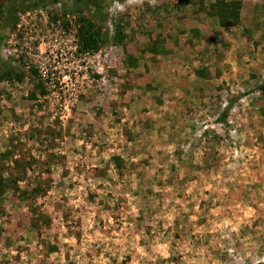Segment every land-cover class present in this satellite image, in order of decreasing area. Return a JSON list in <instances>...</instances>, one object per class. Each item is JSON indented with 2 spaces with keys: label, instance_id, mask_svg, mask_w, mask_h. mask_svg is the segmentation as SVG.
I'll use <instances>...</instances> for the list:
<instances>
[{
  "label": "rangeland",
  "instance_id": "obj_1",
  "mask_svg": "<svg viewBox=\"0 0 264 264\" xmlns=\"http://www.w3.org/2000/svg\"><path fill=\"white\" fill-rule=\"evenodd\" d=\"M81 24L104 39L77 59ZM250 50L264 0H0V264L263 261L260 102L221 121L187 78Z\"/></svg>",
  "mask_w": 264,
  "mask_h": 264
},
{
  "label": "crops",
  "instance_id": "obj_2",
  "mask_svg": "<svg viewBox=\"0 0 264 264\" xmlns=\"http://www.w3.org/2000/svg\"><path fill=\"white\" fill-rule=\"evenodd\" d=\"M256 17V16H255ZM250 19H254V16H250ZM261 16H257L254 20L255 23H259V20L261 21ZM252 21V20H251ZM263 22V21H262ZM252 36L251 34H245L241 33L238 34L239 36L238 41H241L242 45H249V36ZM237 40L235 41V43ZM241 45V44H240ZM239 55V56H238ZM258 51H248V52H240V53H234L231 57H226V59H222V61L217 62V64L213 67L214 70L212 71V67L205 65L203 66H194L192 72L187 76L188 79H190V89L189 94L192 95V93H200L201 98H198L197 106L195 107V110L198 112L207 114L210 112V101L218 102L219 99H225V107L219 109L220 112L217 114L218 120L225 121L226 117L222 116V112L227 110L234 109V111H238L241 105L242 99L245 97H249L248 95L254 98V102L259 101L260 107L259 111L262 117L264 118V54H261V57H258ZM188 67V66H187ZM178 69V66L176 67ZM260 74V75H259ZM223 80L226 81V84L229 89H237L241 92L244 90L250 89L249 92L246 94L236 93L234 95L229 94L227 97L223 94H220L217 92L218 89L222 88L219 86L223 84ZM195 81V83H194ZM216 81V82H214ZM210 83H215V86L211 87ZM222 83V84H220ZM224 89V91H227ZM155 90V87H154ZM222 89H220L221 91ZM216 94V96L211 97L212 94ZM232 93V92H231ZM243 93V92H242ZM157 98V97H156ZM250 98V99H252ZM249 99V101H250ZM224 103V102H223ZM201 104V105H200ZM200 109V110H199ZM263 113H262V111ZM208 112V113H207ZM193 127V126H192ZM178 130V129H177ZM206 132V131H205ZM204 132V133H205ZM263 134V132H260V134ZM207 148V147H206ZM211 153V152H210ZM209 150H206L203 153V157L201 161H206L208 158V155L210 154ZM212 158V155H211Z\"/></svg>",
  "mask_w": 264,
  "mask_h": 264
},
{
  "label": "trees",
  "instance_id": "obj_3",
  "mask_svg": "<svg viewBox=\"0 0 264 264\" xmlns=\"http://www.w3.org/2000/svg\"><path fill=\"white\" fill-rule=\"evenodd\" d=\"M91 24H93V23L89 22V25H91ZM77 34H78V43H79L80 49H83L86 51L87 50L88 51L89 50L95 51L99 47L101 40L104 39V36L101 32H97L96 30L94 31L92 29V26L86 27L84 24L79 25ZM131 61L132 60L130 59V62ZM12 74H15V77L17 79H20L23 76L22 72H20V73L16 72V73H12ZM0 77H1V74H0ZM225 112L226 111L222 112L223 117L225 116ZM7 153H8L7 151L1 152L0 157H2V158L6 157L8 155ZM1 160H0V162H1ZM4 185H6V180H4V177H2V175L0 174V194L2 193V191L4 189L3 188ZM255 264H264V260L260 261V262H256Z\"/></svg>",
  "mask_w": 264,
  "mask_h": 264
},
{
  "label": "built area",
  "instance_id": "obj_4",
  "mask_svg": "<svg viewBox=\"0 0 264 264\" xmlns=\"http://www.w3.org/2000/svg\"><path fill=\"white\" fill-rule=\"evenodd\" d=\"M50 22H51V24H53V27L51 29L56 28L58 31H61L60 30L61 25L59 24L58 21H56L57 23L56 22H53V21H50ZM57 26H60V28L57 27ZM64 32L65 31H62V33H64ZM66 37H68L67 39H68V43H69V46H67L68 53L71 54L73 57H76L77 59H80V55H81L82 52H81L80 47H79L78 38L75 36V32H73L72 34L71 33H68ZM15 55L18 56L17 53ZM75 73L76 72H74V74ZM62 77L63 78L60 79V80L62 82L63 81L66 82V77H69V74L68 75L65 74Z\"/></svg>",
  "mask_w": 264,
  "mask_h": 264
}]
</instances>
